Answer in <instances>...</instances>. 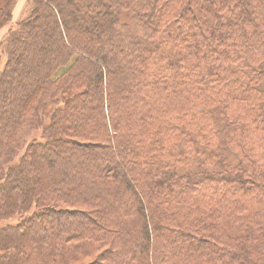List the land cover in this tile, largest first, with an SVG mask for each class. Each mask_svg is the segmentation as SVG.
<instances>
[{"label": "trees", "instance_id": "1", "mask_svg": "<svg viewBox=\"0 0 264 264\" xmlns=\"http://www.w3.org/2000/svg\"><path fill=\"white\" fill-rule=\"evenodd\" d=\"M29 1L0 43V264H264V0Z\"/></svg>", "mask_w": 264, "mask_h": 264}, {"label": "rangeland", "instance_id": "2", "mask_svg": "<svg viewBox=\"0 0 264 264\" xmlns=\"http://www.w3.org/2000/svg\"><path fill=\"white\" fill-rule=\"evenodd\" d=\"M32 9V3L29 0H16L12 6V18L10 22H8L6 25H4L2 28H0V43L5 38L7 32H9L10 29L15 28L18 23L23 20L25 17H27ZM3 52L0 47V60L3 58V64H4V57L2 56ZM3 71V65H0V77ZM36 139L42 141V130L36 131L32 137L31 140ZM25 214H16L14 217L10 219H6L1 222V225L5 224H17L21 219H23Z\"/></svg>", "mask_w": 264, "mask_h": 264}]
</instances>
